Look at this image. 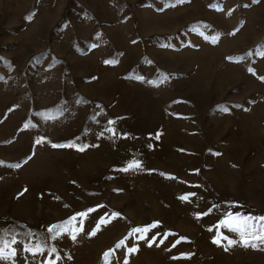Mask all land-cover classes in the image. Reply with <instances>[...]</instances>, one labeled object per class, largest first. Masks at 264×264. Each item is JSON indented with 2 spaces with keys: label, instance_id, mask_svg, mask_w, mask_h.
<instances>
[{
  "label": "rangeland",
  "instance_id": "obj_1",
  "mask_svg": "<svg viewBox=\"0 0 264 264\" xmlns=\"http://www.w3.org/2000/svg\"><path fill=\"white\" fill-rule=\"evenodd\" d=\"M229 214L264 217V0H0V264H264Z\"/></svg>",
  "mask_w": 264,
  "mask_h": 264
},
{
  "label": "snow or ice",
  "instance_id": "obj_2",
  "mask_svg": "<svg viewBox=\"0 0 264 264\" xmlns=\"http://www.w3.org/2000/svg\"><path fill=\"white\" fill-rule=\"evenodd\" d=\"M243 59V58H241ZM249 71H252L251 69H249ZM225 111L227 109H224ZM53 147H62V145H53ZM83 150V149H80ZM139 165H137L138 167ZM131 167V166H130ZM127 170V169H125ZM186 197H182V199H185ZM102 207V206H101ZM115 215H119V214H113ZM233 214H229L230 219L229 220H225L223 221V226L228 228L231 231H235V232H239L241 234V236H246V235H250L252 237L253 240H258L261 244H264V217H258V218H252V217H236V218H232ZM101 222H104L103 218L101 219ZM158 223V222H157ZM155 226V225H153ZM150 229L148 227L141 229V228H135L132 230V235H135L136 233H141V235L139 237H137V239H144L146 238L143 233H146L147 231H149ZM52 229H49V232H51ZM167 235L169 234H165V239L167 238ZM73 239H75V236H73ZM155 241L153 240L151 243H154ZM163 241L161 240V243ZM214 243L219 244L220 240L217 239L214 241ZM229 244H233L236 243V241H232L229 240L228 241ZM243 244L244 246L248 247H256L257 245L254 243H251V241H249L248 239H244L243 240ZM125 245V241L121 240L117 245L116 248H121ZM175 246V245H173ZM136 249H129V251H135ZM25 251H29L32 252L33 250L31 248L25 249ZM42 249H40L39 247H37L36 252H41ZM115 250H113L114 252ZM36 254V253H33ZM112 253H105L104 256L108 257L110 256ZM15 255V250H12L11 252L8 253V255H5V251L4 248L0 247V261H6L8 260V258L10 256H14ZM105 264H108V261L105 260Z\"/></svg>",
  "mask_w": 264,
  "mask_h": 264
}]
</instances>
